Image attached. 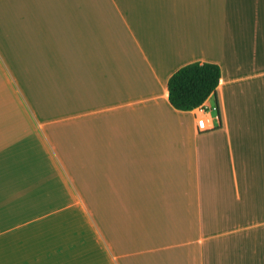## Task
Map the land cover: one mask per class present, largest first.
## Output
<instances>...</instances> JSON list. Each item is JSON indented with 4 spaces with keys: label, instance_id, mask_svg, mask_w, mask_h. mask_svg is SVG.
Returning a JSON list of instances; mask_svg holds the SVG:
<instances>
[{
    "label": "crops",
    "instance_id": "crops-1",
    "mask_svg": "<svg viewBox=\"0 0 264 264\" xmlns=\"http://www.w3.org/2000/svg\"><path fill=\"white\" fill-rule=\"evenodd\" d=\"M0 76V264H264V0H0Z\"/></svg>",
    "mask_w": 264,
    "mask_h": 264
},
{
    "label": "trees",
    "instance_id": "trees-1",
    "mask_svg": "<svg viewBox=\"0 0 264 264\" xmlns=\"http://www.w3.org/2000/svg\"><path fill=\"white\" fill-rule=\"evenodd\" d=\"M220 80V69L215 64L191 63L177 70L168 80V100L177 110L190 111L202 106L214 94ZM0 83L2 78L0 76ZM2 105L1 114H13Z\"/></svg>",
    "mask_w": 264,
    "mask_h": 264
},
{
    "label": "built area",
    "instance_id": "built-area-1",
    "mask_svg": "<svg viewBox=\"0 0 264 264\" xmlns=\"http://www.w3.org/2000/svg\"><path fill=\"white\" fill-rule=\"evenodd\" d=\"M197 129L200 130V131H203L206 129L205 127V120L204 119H199L197 121Z\"/></svg>",
    "mask_w": 264,
    "mask_h": 264
},
{
    "label": "rangeland",
    "instance_id": "rangeland-1",
    "mask_svg": "<svg viewBox=\"0 0 264 264\" xmlns=\"http://www.w3.org/2000/svg\"><path fill=\"white\" fill-rule=\"evenodd\" d=\"M8 77V80L10 81V76H7ZM76 204V203H75Z\"/></svg>",
    "mask_w": 264,
    "mask_h": 264
}]
</instances>
